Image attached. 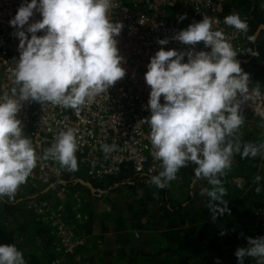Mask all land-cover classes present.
Listing matches in <instances>:
<instances>
[{"label":"clouds","instance_id":"obj_1","mask_svg":"<svg viewBox=\"0 0 264 264\" xmlns=\"http://www.w3.org/2000/svg\"><path fill=\"white\" fill-rule=\"evenodd\" d=\"M114 6V0H23L9 21L17 29L20 55L12 71L15 86L0 93V198L14 199L37 165L32 140L17 118L25 102L58 105L73 110L79 118L86 104L125 77L121 67L125 61L116 39L124 25L110 18ZM34 12L42 19L29 23ZM185 18L180 16L178 22ZM223 22L238 31L248 29L238 14L226 16ZM214 23L203 17L174 37L188 46L203 42L210 52L161 47L150 58L144 76L151 88L150 116L140 122L149 126L151 154L162 169L148 182L164 189L177 178L180 169L196 165V180L207 181L208 186L202 187L200 194L208 197L213 221L226 212L230 214L221 178L231 169L233 156L264 158V142L242 144L238 135L245 122L241 105L262 101L264 94L259 86L249 90V75L236 59L237 52L222 30H213ZM41 31L44 35L38 36ZM168 43V39L158 40L161 46ZM254 111L264 121V107L258 105ZM77 132L73 127L60 131L42 158L77 171ZM117 148L116 143L101 144L105 155ZM262 181L264 176L254 178L257 185ZM261 191V186L256 187L257 194ZM247 244L235 252L238 264H244L245 257L264 264V237H249ZM0 264L26 261L14 244H0ZM216 264L221 262L217 260Z\"/></svg>","mask_w":264,"mask_h":264},{"label":"built area","instance_id":"obj_2","mask_svg":"<svg viewBox=\"0 0 264 264\" xmlns=\"http://www.w3.org/2000/svg\"><path fill=\"white\" fill-rule=\"evenodd\" d=\"M233 1L114 0L115 6L109 15L114 23L120 22L124 25L116 39L119 54L125 61L121 65L125 69V77L111 86L107 93L96 96L91 103L86 104L79 118L73 110L58 105H43L36 101L24 103L17 118L22 122L25 135L32 140L38 159L36 167L23 184L30 186L32 191L30 194H23L17 190L15 199L11 202L18 205L19 209L32 213L41 226L49 228L55 254L74 255L87 241L85 235H77L74 227L65 221L67 211L75 212L78 222L88 218L82 214L81 203L74 208H67L64 204L49 207L47 203L39 200L41 197L50 193L65 195L71 184L80 185V181L93 184L115 179L126 166H131L135 178L147 179L146 181L162 170L160 161L151 154L149 126L140 123L150 116L148 100L151 88L144 79L147 65L161 47L164 50L175 49L181 52H210V48H206L203 42L188 46L176 41L174 37L179 31L201 22L203 17L216 21L213 30H222L237 52L236 59L242 70L249 75V90L259 86L264 94V41L261 44L262 49H259L261 34L257 37V31L253 33L255 16L263 23L259 28L264 29V0H247L250 5L248 9L239 8L227 12ZM22 2L23 0H0V93L15 86L12 71L19 60V40L15 36L17 29L11 27L9 21L16 15ZM230 14H238L247 22L246 32L224 24V18ZM180 16L186 18L178 22ZM41 19L40 14L34 12L29 23ZM28 35L30 38L31 34ZM37 35L43 36L44 32ZM249 37L253 39L250 40ZM161 39H168L169 43L161 46L158 44ZM184 62H187V57ZM163 102L161 97V103ZM258 105L264 107V100L257 103L248 101L241 105L245 122L264 123L254 111ZM67 127L78 129V170L75 172L62 168L52 159L42 158L45 150L55 142L57 134ZM262 131L264 134V128ZM105 143H116L118 148L105 155L101 150V144ZM192 165L194 166H189ZM262 165L264 158L260 157V166ZM182 169L177 175L181 174ZM7 201V197L0 198V205ZM259 223V220L255 222L256 225ZM55 260L52 264H59ZM76 260L78 264H83L81 256H76Z\"/></svg>","mask_w":264,"mask_h":264},{"label":"rangeland","instance_id":"obj_3","mask_svg":"<svg viewBox=\"0 0 264 264\" xmlns=\"http://www.w3.org/2000/svg\"><path fill=\"white\" fill-rule=\"evenodd\" d=\"M262 34L261 41L263 42L264 29L261 32ZM261 44L258 45L259 49L263 47ZM238 135L239 137L241 135L246 136L250 141L264 142L263 131L257 126V123L244 122ZM235 165V160H233L231 169L227 170L222 178H230L232 181V178L239 176H245L248 180L255 178L257 175L264 176V165H259L256 170ZM83 177L88 180L86 176ZM190 177H192L191 174ZM193 178L196 179L195 176ZM189 181L190 179L183 182L182 174H178L174 181L169 182L167 186V201H164L165 199L158 193L157 188L151 186L150 183L143 188H139L136 192L123 186H114L113 189L109 188L106 193L107 196H104L106 195L105 193H98L99 195L96 196L82 185L77 184L70 186L65 195L57 196L55 193L44 195L39 200L47 203L49 207H57L64 204L67 208H74L81 203L83 215L89 218V211L94 213V232L89 236L93 234L95 239L92 237L88 240L87 238L86 243L80 246L74 255L60 254L54 260H58L59 264H78L76 256H81L83 264H216L217 260L221 264H232L237 261L236 250L248 247L247 243H243L241 240H233L228 250L220 255L195 254L170 257L164 254L156 260L142 255V252L156 254L157 249L164 244L160 231L163 225L161 220L165 207L186 203L190 199L189 194L191 192L195 194L197 202L202 201L203 196L200 194V189L208 186L207 181L203 179L196 180L197 183L194 188L190 186L192 180ZM252 181L249 183L244 182V184H241L242 188L236 191L232 183L231 187L233 189L231 188V190L239 193L237 202L238 204L241 203V205L235 206L236 211H231L230 214L226 213L215 221L220 229L234 232L239 239L242 238L244 241H247L249 237H264V181L261 182V185H257ZM95 185L98 184L95 183ZM100 185L104 189L108 186L107 181ZM258 186L262 187V191L259 194L256 192V187ZM18 191L23 194H30L32 188L22 185ZM100 191L103 192L104 190ZM75 216V212H70L69 210L65 214L64 219L74 227L77 235H85L87 237L88 235L84 233L86 232L84 224L88 219L78 222ZM4 217L2 212H0V226L16 231L18 222L12 217ZM21 217L28 225L36 224L41 226L32 213H22ZM257 220L260 221L259 225L255 224ZM103 234L106 237L105 239L100 238L103 237ZM23 238L24 236L20 237L15 246L23 252L26 264L31 255L44 257L43 254L46 252L43 250L44 245L41 242H26ZM96 244L104 246L101 252L108 250V254L104 253L105 255L100 256L97 253L98 249L95 251L94 246ZM46 259L44 257V263H46ZM244 264H256V259L245 257Z\"/></svg>","mask_w":264,"mask_h":264},{"label":"trees","instance_id":"obj_4","mask_svg":"<svg viewBox=\"0 0 264 264\" xmlns=\"http://www.w3.org/2000/svg\"><path fill=\"white\" fill-rule=\"evenodd\" d=\"M249 6L250 5L247 0H234L227 8V12H230L232 9H248ZM261 24H263L261 20H258L255 16V19L253 20V33L258 30ZM257 126L263 129L264 123L258 122ZM239 138L242 144L249 142L259 144L257 141H250L248 137L243 135H241ZM234 158L241 168L256 170L260 165V156H257L256 158L241 159L239 154H235ZM221 179L223 186L227 190V195L224 197V199L228 202V209L230 212L236 211L235 206L241 205V203L238 204L237 198H235L236 194L231 190V179L226 177ZM146 180L147 179L144 180L135 178L131 166H126L123 168L122 174L119 177L107 181L108 189H104L100 185L102 183H97L98 185L93 183V186L98 190L106 191V193L108 192L109 188L113 189L114 186L118 185L136 192L139 190V188H143L146 186V184H148V181ZM70 186L72 187L73 184ZM151 186L155 185L151 184ZM157 190L158 193L165 199L164 201H167V187L164 189L157 188ZM88 191L90 192V190ZM94 195L97 196L99 194L96 193ZM104 196H107V194ZM205 199V203H198L195 199L192 200L190 198L186 203L165 207L163 209L164 215L161 220L163 225L161 226L160 231L162 233L161 237L164 241V244L161 248L157 249L156 254L142 252V255L153 260L158 259L164 254H167L170 257H182L195 254L220 255L228 250V247L231 246L233 240H241L243 243H247V241H244L242 238L239 239V237L234 232L224 231L217 226L216 222L211 219V213L207 207L208 197L206 196ZM1 212L6 218L12 217L14 220H16L18 222V229L14 231L0 226V244L15 245L17 240L23 236V240L26 242L39 241L44 245L43 250L46 253L43 255L47 258L46 263L43 262L44 257L31 255L28 258L27 264H51L58 255L55 254L53 250V239L50 236L49 228L36 224L28 225L25 223L21 217V214L26 212L22 209H19L18 205H14L10 201H7L1 206ZM93 214L94 213L89 211V218L84 224L86 227V232L84 233L86 235H90L93 231ZM221 232H224L225 234L221 235ZM232 264H238V261H235Z\"/></svg>","mask_w":264,"mask_h":264},{"label":"crops","instance_id":"obj_5","mask_svg":"<svg viewBox=\"0 0 264 264\" xmlns=\"http://www.w3.org/2000/svg\"><path fill=\"white\" fill-rule=\"evenodd\" d=\"M262 35L260 36V39H259V44L260 43H262ZM233 160H235V158H234V156H233ZM235 164L236 165H238V163H237V161L235 160ZM235 165V166H236ZM195 166L196 165H192V166H188L187 168H183V170H182V176H183V182L184 181H186V180H188V179H190V181L192 182V184L190 185L192 188H194L195 187V185H196V179H194L193 178V176H194V173L192 172V170H193V168H195ZM190 174H191V176L192 177H190ZM253 180V181H252ZM189 181V182H190ZM194 181H195V183H194ZM254 182V178H251V179H247L245 176H239V177H234V178H232V181L230 180V186H232V183H233V186H234V189H235V191L236 190H239L240 188H242L241 186V184H244V182H247V183H249V182ZM232 188V187H231ZM233 189V188H232ZM235 191H234V193H235ZM236 194V197L235 198H239V193H235ZM241 197V196H240ZM189 198H191L192 200L193 199H195L196 200V198H195V194H193L192 192L189 194ZM206 196H203V198H202V201H200V202H198V203H205L206 202ZM1 206L2 205H0V212H1ZM218 218H220V217H218ZM218 218L216 219V220H218ZM216 220H214V221H216ZM92 232H94V229H93V231ZM103 237H100L101 239H105L106 237H104V234L102 235ZM94 238L95 239V235H91V236H87V238H88V240L89 239H91V238ZM97 243H101V242H97ZM104 244V243H103ZM95 247V251L98 249V251H97V253L101 256V255H105V254H108L107 253V251L108 250H106V251H104L103 253L101 252V249L102 248H104V246H102V245H98V244H96V246H94ZM105 253V254H104ZM95 255V254H94Z\"/></svg>","mask_w":264,"mask_h":264},{"label":"water","instance_id":"obj_6","mask_svg":"<svg viewBox=\"0 0 264 264\" xmlns=\"http://www.w3.org/2000/svg\"><path fill=\"white\" fill-rule=\"evenodd\" d=\"M262 30H263V27H261V28H259V29L257 30V33H256L257 37L260 36ZM79 183H80V185H82L83 187H85V188H87L88 190H90V192H91L92 194H96V193L104 194V193H106L105 191L102 192V191L96 189V188L93 186V184H91V183H89V182L80 181Z\"/></svg>","mask_w":264,"mask_h":264}]
</instances>
